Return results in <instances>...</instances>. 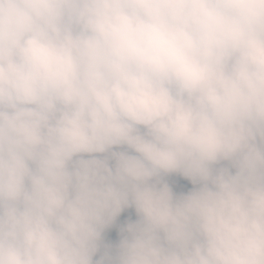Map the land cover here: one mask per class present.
Wrapping results in <instances>:
<instances>
[{
  "label": "clouds",
  "instance_id": "obj_1",
  "mask_svg": "<svg viewBox=\"0 0 264 264\" xmlns=\"http://www.w3.org/2000/svg\"><path fill=\"white\" fill-rule=\"evenodd\" d=\"M0 264H264V0H0Z\"/></svg>",
  "mask_w": 264,
  "mask_h": 264
},
{
  "label": "trees",
  "instance_id": "obj_2",
  "mask_svg": "<svg viewBox=\"0 0 264 264\" xmlns=\"http://www.w3.org/2000/svg\"><path fill=\"white\" fill-rule=\"evenodd\" d=\"M171 183V181H170ZM181 183L184 185V190L190 189L191 185L187 181H181ZM174 191H178L179 189L176 188L175 184H173ZM129 215H131L132 219H135V215L132 212V210H128L125 213L121 215L118 222H123ZM117 237L116 230L113 228L108 233H106V238L109 240H115Z\"/></svg>",
  "mask_w": 264,
  "mask_h": 264
}]
</instances>
